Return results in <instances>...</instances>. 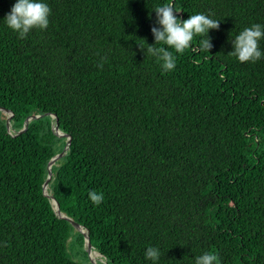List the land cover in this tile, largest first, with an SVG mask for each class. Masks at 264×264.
<instances>
[{"label":"trees","instance_id":"trees-1","mask_svg":"<svg viewBox=\"0 0 264 264\" xmlns=\"http://www.w3.org/2000/svg\"><path fill=\"white\" fill-rule=\"evenodd\" d=\"M14 2L0 0V20ZM46 2V30L22 39L0 22V107L13 113L9 130L0 110V264H92L43 194L66 146L51 114L72 138L52 193L97 264H151L149 246L159 264H194L205 249L219 264H264V58L230 54L264 22V0H175L181 19L202 12L220 26L210 51L194 37L168 72L141 47L170 0Z\"/></svg>","mask_w":264,"mask_h":264},{"label":"clouds","instance_id":"clouds-1","mask_svg":"<svg viewBox=\"0 0 264 264\" xmlns=\"http://www.w3.org/2000/svg\"><path fill=\"white\" fill-rule=\"evenodd\" d=\"M175 0L157 5L155 12V24L151 27L154 44H148L146 55H151L165 71H172L176 67V56L182 54L192 46L194 37H201L199 46L202 50L210 51L213 47L209 36L210 30L219 29L220 20L213 19L211 15L202 12L189 15L187 19H181L177 13ZM51 8L46 0H15L11 10L0 22L6 25L20 38H25L33 30H46L50 23ZM264 39V22L256 21L243 28L231 39L233 50L231 55L240 62L264 58V47L261 46ZM89 200L95 206H99L104 200V194L95 190L88 193ZM161 250L156 246H149L145 252L146 260L151 264H159ZM194 264H219L218 252L205 249L194 257Z\"/></svg>","mask_w":264,"mask_h":264},{"label":"water","instance_id":"water-1","mask_svg":"<svg viewBox=\"0 0 264 264\" xmlns=\"http://www.w3.org/2000/svg\"><path fill=\"white\" fill-rule=\"evenodd\" d=\"M0 110H2L6 115H8L7 128L10 130V128H11V118L13 116V113L8 111L7 109H5L3 107H0ZM46 116H48V114H46V115H31L30 117H28L26 119L25 127L20 132H18V134H21V133L27 131L30 121H32L34 119H41V118H44ZM50 116L56 120L55 124L53 126V130H54L56 136L61 138V139H65L66 140V146H65L64 150L60 154H57L56 156H54L51 159V161L49 162V164H48V167H47L48 176H47L46 182L43 185V194L50 200V202H51L55 212L58 214V216L61 219H64V220H67V221L71 222L73 224V226L84 236L85 245L87 246V251H88V258L92 262V264H97V261L92 260L89 257L90 253L96 252L100 256H101V254L94 250V248H93V246H92V244L90 242L89 236H88V231L85 230L83 226H81L77 222L67 218L64 215L61 205L59 204V202L56 200V198L53 196V193H52V188H53V176H52V172H51L52 167L57 163V161H59L63 156L66 155V153L68 152V150L70 148V145H71V142H72V138H71L70 135H66V134H64V133H62L60 131V129H59V120H58L57 116L54 115V114H51Z\"/></svg>","mask_w":264,"mask_h":264},{"label":"bare ground","instance_id":"bare-ground-1","mask_svg":"<svg viewBox=\"0 0 264 264\" xmlns=\"http://www.w3.org/2000/svg\"><path fill=\"white\" fill-rule=\"evenodd\" d=\"M92 253H93V252H92ZM92 253H90V254H92ZM94 253H95V258H96V259H93V260H97V259L99 258L100 255L97 254L96 252H94Z\"/></svg>","mask_w":264,"mask_h":264},{"label":"rangeland","instance_id":"rangeland-1","mask_svg":"<svg viewBox=\"0 0 264 264\" xmlns=\"http://www.w3.org/2000/svg\"><path fill=\"white\" fill-rule=\"evenodd\" d=\"M6 116H7V118H8V115H6ZM89 257H91V254H90V256H89ZM91 259L93 260V258H91ZM95 259H96V258H95ZM98 259H99V260H102V259H101V256H99V258H98ZM98 259H97V260H98ZM97 260H95V261H97Z\"/></svg>","mask_w":264,"mask_h":264}]
</instances>
